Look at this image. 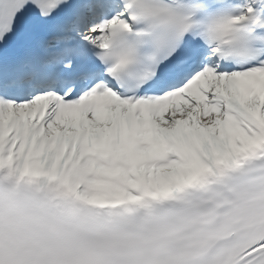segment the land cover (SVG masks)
Returning <instances> with one entry per match:
<instances>
[{"label": "snow or ice", "instance_id": "1", "mask_svg": "<svg viewBox=\"0 0 264 264\" xmlns=\"http://www.w3.org/2000/svg\"><path fill=\"white\" fill-rule=\"evenodd\" d=\"M0 264H264V0H0Z\"/></svg>", "mask_w": 264, "mask_h": 264}]
</instances>
